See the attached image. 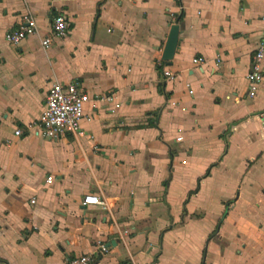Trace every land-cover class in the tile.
Returning <instances> with one entry per match:
<instances>
[{"label": "crops", "instance_id": "1", "mask_svg": "<svg viewBox=\"0 0 264 264\" xmlns=\"http://www.w3.org/2000/svg\"><path fill=\"white\" fill-rule=\"evenodd\" d=\"M24 13L37 33L13 46ZM56 13L70 31L44 49ZM263 17L264 0H0V264H61L100 241L94 264H264V58L246 89ZM52 81L113 101L85 105L84 135L47 140L36 122ZM89 193L113 220L82 204Z\"/></svg>", "mask_w": 264, "mask_h": 264}, {"label": "built area", "instance_id": "2", "mask_svg": "<svg viewBox=\"0 0 264 264\" xmlns=\"http://www.w3.org/2000/svg\"><path fill=\"white\" fill-rule=\"evenodd\" d=\"M264 20V17H263ZM70 31V25L64 14L56 13L50 19V32L41 38L40 44L44 49H49L54 39L65 38ZM37 33V23L30 13H24L20 16L16 25L5 32L4 39L13 46L20 45L25 39ZM264 58V35L251 57L250 67L246 75L247 96L254 97L263 79L262 61ZM219 60L218 58L216 59ZM192 63L200 65L202 58L194 56ZM156 66L161 67L160 83L174 78L175 74L164 65V61L158 59ZM188 94H192L193 90L189 83L186 84ZM91 100H103L112 103L113 94L105 93L98 97L91 98L82 86L76 81L60 82L52 81L46 91V96L41 113L37 119L36 125L39 128L43 138L51 141H59L61 139L72 137L77 139L84 135V129L81 121L84 118V107ZM118 107V105H116ZM264 129V125H263ZM14 134L21 136L22 130L17 127ZM182 136H176L175 141H181ZM52 176H47L46 182L51 183ZM34 203V200H31ZM83 205H92L102 208L110 214L113 206L109 205L107 199L100 193H89L82 201ZM116 237L119 241L126 244V238H129L133 231L121 229L116 226ZM110 247V243L100 241L96 245L93 253H81L74 255L70 259L65 260L61 264H94L96 257L105 254Z\"/></svg>", "mask_w": 264, "mask_h": 264}, {"label": "water", "instance_id": "3", "mask_svg": "<svg viewBox=\"0 0 264 264\" xmlns=\"http://www.w3.org/2000/svg\"><path fill=\"white\" fill-rule=\"evenodd\" d=\"M178 36H179V26L178 24L174 23L170 25L169 32L167 34V38L165 41V45L163 47L161 54V60L167 62V64L170 63V61L174 56L176 46L179 40Z\"/></svg>", "mask_w": 264, "mask_h": 264}, {"label": "trees", "instance_id": "4", "mask_svg": "<svg viewBox=\"0 0 264 264\" xmlns=\"http://www.w3.org/2000/svg\"><path fill=\"white\" fill-rule=\"evenodd\" d=\"M178 2H179V0H178ZM181 15H182V13H180V14L177 16V18L179 19V18L181 17ZM156 69H157L159 75H161V67L156 66ZM223 215H225V213H224Z\"/></svg>", "mask_w": 264, "mask_h": 264}]
</instances>
